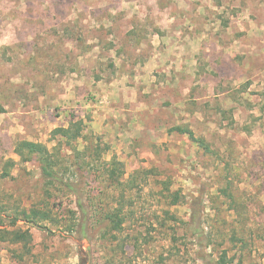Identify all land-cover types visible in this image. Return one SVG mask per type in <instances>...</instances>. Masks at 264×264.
<instances>
[{
	"label": "rangeland",
	"instance_id": "obj_1",
	"mask_svg": "<svg viewBox=\"0 0 264 264\" xmlns=\"http://www.w3.org/2000/svg\"><path fill=\"white\" fill-rule=\"evenodd\" d=\"M73 119L71 149L52 130ZM20 139L56 145L77 193ZM10 157L0 202L51 220L19 221L33 241H0V264H264V0H0V172Z\"/></svg>",
	"mask_w": 264,
	"mask_h": 264
},
{
	"label": "trees",
	"instance_id": "obj_2",
	"mask_svg": "<svg viewBox=\"0 0 264 264\" xmlns=\"http://www.w3.org/2000/svg\"><path fill=\"white\" fill-rule=\"evenodd\" d=\"M83 131V120L73 119L68 126H58L52 130L54 139L61 138L66 144L73 149V142L77 141L81 137ZM170 132H178L180 134L187 135L192 141L197 143L204 150L211 151V148L202 136L195 134L194 130L188 125H175L169 129ZM57 146L49 148L46 143L40 141H33L28 139H20L16 141L14 152L19 157L21 162H27L34 157H37L40 161L41 174L44 179L56 183H59L69 190L77 193L74 188V184L71 181L64 180L60 177L58 172L59 156L56 153ZM17 164L15 158H8L0 172V178H7L11 175V170ZM108 175L114 181L120 180L125 174L124 163L117 157H113L108 168ZM77 198V206L79 211L85 215V205L79 198ZM122 209L117 208L114 212H109L107 218L111 223V228L115 231H119L122 228L123 217L121 214ZM51 220V212L47 208L40 207H14L11 210L8 204L0 202V241H8L13 244H23L25 248H28L32 241L33 235L30 229H24L18 226L19 221H25L33 226L41 227L43 221ZM45 227V226H43ZM226 252L221 257V262L224 264Z\"/></svg>",
	"mask_w": 264,
	"mask_h": 264
},
{
	"label": "crops",
	"instance_id": "obj_3",
	"mask_svg": "<svg viewBox=\"0 0 264 264\" xmlns=\"http://www.w3.org/2000/svg\"><path fill=\"white\" fill-rule=\"evenodd\" d=\"M152 62H153V59L148 63V66H146V67H151L149 65L152 64Z\"/></svg>",
	"mask_w": 264,
	"mask_h": 264
}]
</instances>
